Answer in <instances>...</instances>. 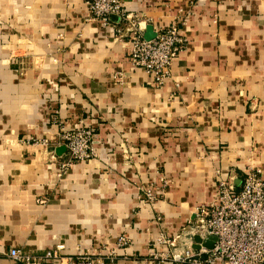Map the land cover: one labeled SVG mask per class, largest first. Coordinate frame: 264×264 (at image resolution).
Returning <instances> with one entry per match:
<instances>
[{"label":"crops","instance_id":"crops-1","mask_svg":"<svg viewBox=\"0 0 264 264\" xmlns=\"http://www.w3.org/2000/svg\"><path fill=\"white\" fill-rule=\"evenodd\" d=\"M122 1L146 29L186 22L161 89L86 0H0V264L58 245L66 261L177 264L152 246L193 228L218 178L264 176V0ZM80 127L95 155L62 171L59 136Z\"/></svg>","mask_w":264,"mask_h":264},{"label":"built area","instance_id":"built-area-1","mask_svg":"<svg viewBox=\"0 0 264 264\" xmlns=\"http://www.w3.org/2000/svg\"><path fill=\"white\" fill-rule=\"evenodd\" d=\"M89 19L111 26L118 22L120 38L130 46L129 63L144 70L155 88L161 89L172 78L177 57L188 47L184 35L186 22L154 29L156 37L146 40L144 20L129 13L122 0H86ZM114 18H116L114 20ZM95 132L87 127L63 131L59 140L65 148L66 161L61 170L72 169L80 163L90 162L94 155ZM240 180L218 178L217 199L198 208V220L186 233L168 238L162 235L152 246L153 259L177 264H264V176L262 170L248 169ZM153 200L152 195L147 196ZM196 236L203 242L212 240L214 247L194 248ZM184 248L179 250L180 243ZM129 245L124 237L119 246ZM160 248L168 249L160 252ZM64 245H58L43 254L24 252L12 248L10 257L14 264H106L114 256L78 254L66 261Z\"/></svg>","mask_w":264,"mask_h":264},{"label":"water","instance_id":"water-1","mask_svg":"<svg viewBox=\"0 0 264 264\" xmlns=\"http://www.w3.org/2000/svg\"><path fill=\"white\" fill-rule=\"evenodd\" d=\"M115 19L116 18H114V20ZM155 37H156V35H155V32H154L153 27L147 28V32H146V35H145L146 40H152ZM195 243L196 244H195L194 248L196 250H201V244H203V246L206 247V248H208V249H212L214 247V243H213L212 240L207 241V242L204 243L203 240H202V238H201V236H196L195 237Z\"/></svg>","mask_w":264,"mask_h":264}]
</instances>
